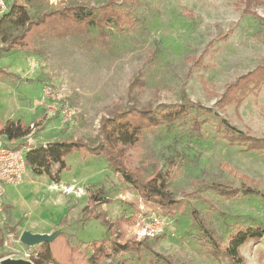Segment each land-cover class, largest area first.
Segmentation results:
<instances>
[{
	"label": "rangeland",
	"instance_id": "rangeland-1",
	"mask_svg": "<svg viewBox=\"0 0 264 264\" xmlns=\"http://www.w3.org/2000/svg\"><path fill=\"white\" fill-rule=\"evenodd\" d=\"M78 1L88 9L107 2ZM114 1L133 18L130 28L121 30L110 21L103 32L93 26L65 37L39 35L32 46L10 51L0 39V117L27 124L40 117L32 134L10 142L38 146L74 139L92 147L102 142V117L133 105L199 104L203 108H191L174 122L143 130L142 140L127 150L131 162L148 173L175 160L170 188L182 207L172 215L153 211L144 228H135L140 238L149 235L150 247L118 259L125 264H232L213 252V242L222 247L239 228H264V147L251 148L253 140L230 142L218 128L226 120L264 139V83L220 109L202 80L220 94L264 60V20L247 13L264 15V0ZM207 109L211 112L202 111ZM194 117L202 121L200 131L192 128ZM104 157L85 147L74 150L65 156L58 181L27 164L24 180L6 186L0 230L9 244L2 256L31 259L37 246L20 242L23 230L64 231L88 253L86 245L107 233L101 218L85 211L93 193L111 200L97 209L112 219L132 212L125 200L138 194ZM215 184L246 185L257 193L225 195ZM8 227L16 233L9 234ZM241 252L246 264H264V237L246 242Z\"/></svg>",
	"mask_w": 264,
	"mask_h": 264
},
{
	"label": "trees",
	"instance_id": "trees-1",
	"mask_svg": "<svg viewBox=\"0 0 264 264\" xmlns=\"http://www.w3.org/2000/svg\"><path fill=\"white\" fill-rule=\"evenodd\" d=\"M17 0L10 10L0 16V39L6 51L18 48H28L36 36L53 35L65 37L77 32H87L91 27L97 26L103 29L110 21H115L119 29L130 28L133 18L130 13L117 8L114 0H106L105 5L97 9H88L78 0ZM132 4L141 0H130ZM241 2H257L258 0H239ZM59 2V3H58ZM61 3V4H60ZM33 13L30 14L28 9ZM247 13L264 20V15L247 10ZM264 83V60L254 69L238 76L230 82L223 93H215L206 82L202 80L207 94L214 95L218 99L217 106L222 109L244 97L247 91L258 88ZM203 108L197 103L184 102L180 104H162L154 106L130 108L115 112L111 116L102 117L100 120L102 142L95 146H87L85 143L74 139L52 141L46 145H30L26 152L27 164L36 174H47L55 181L60 179V172L66 168L65 156L76 149L85 147L86 152L94 155H103L116 174L134 190L138 197L126 199L132 212L123 213L112 219L107 216L105 210H98L97 206L111 201L106 197H98L93 193L89 199L87 210L89 217L101 218L107 228L105 237L86 245L85 253L80 247L75 246L66 236L64 231L51 242L37 246L31 260L34 264H125L119 256L125 253L140 255L144 248L150 247L149 235L140 238L135 228H144V219L151 213L157 212L163 215H172L180 210L181 202L176 199L170 188L172 170L175 160H169L164 169L158 165L148 173L144 167L131 162L127 150L134 147L142 140V132L148 128H155L164 122H174L187 115L191 108ZM211 112V109L202 110ZM40 117L32 124H27L23 119L0 120V135L7 140L16 142L28 137L38 127ZM202 121L197 117L192 119V128L201 130ZM37 125V126H36ZM219 131L230 142H252L251 148H263L264 139L250 137L242 130L222 120ZM39 128V127H38ZM258 144V146L256 145ZM21 148L22 145H17ZM60 165L55 176L52 169ZM246 178V177H245ZM241 189L225 187L215 184L214 187L225 195H235L241 190V194L250 195L257 193L252 187L241 185ZM264 199V194H261ZM8 233H16L13 227L7 228ZM0 259L3 257L1 250L9 244L3 229L0 230ZM264 237V228H239L229 236L226 245L218 247L214 242L215 254L226 255L232 264H246L241 252V246L250 240H260ZM211 238V237H210Z\"/></svg>",
	"mask_w": 264,
	"mask_h": 264
},
{
	"label": "built area",
	"instance_id": "built-area-1",
	"mask_svg": "<svg viewBox=\"0 0 264 264\" xmlns=\"http://www.w3.org/2000/svg\"><path fill=\"white\" fill-rule=\"evenodd\" d=\"M17 0H0V12H8ZM51 94L50 89H46ZM0 135V212L4 206V196L7 185H18L24 180L27 172V160L25 153L31 144L17 148L9 140L2 141Z\"/></svg>",
	"mask_w": 264,
	"mask_h": 264
},
{
	"label": "water",
	"instance_id": "water-1",
	"mask_svg": "<svg viewBox=\"0 0 264 264\" xmlns=\"http://www.w3.org/2000/svg\"><path fill=\"white\" fill-rule=\"evenodd\" d=\"M61 230L51 233L32 232L31 230H23L20 235V242L27 247L40 246L44 243L53 241ZM0 264H34L31 259L15 258L12 256H4L0 259Z\"/></svg>",
	"mask_w": 264,
	"mask_h": 264
},
{
	"label": "crops",
	"instance_id": "crops-1",
	"mask_svg": "<svg viewBox=\"0 0 264 264\" xmlns=\"http://www.w3.org/2000/svg\"><path fill=\"white\" fill-rule=\"evenodd\" d=\"M0 120L3 121V122H6V121H4L1 117H0ZM32 232H33V231H32Z\"/></svg>",
	"mask_w": 264,
	"mask_h": 264
}]
</instances>
